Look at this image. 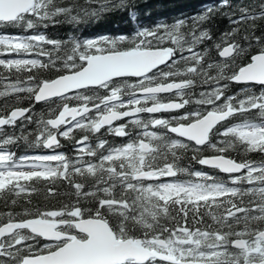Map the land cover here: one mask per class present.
I'll return each instance as SVG.
<instances>
[{"label":"snow or ice","instance_id":"snow-or-ice-1","mask_svg":"<svg viewBox=\"0 0 264 264\" xmlns=\"http://www.w3.org/2000/svg\"><path fill=\"white\" fill-rule=\"evenodd\" d=\"M221 7L185 33L136 0H0V264H264V4ZM115 12L134 31L46 34Z\"/></svg>","mask_w":264,"mask_h":264},{"label":"trees","instance_id":"trees-1","mask_svg":"<svg viewBox=\"0 0 264 264\" xmlns=\"http://www.w3.org/2000/svg\"><path fill=\"white\" fill-rule=\"evenodd\" d=\"M80 3H83V0H79ZM221 0H136L137 10H138V22L144 26L152 27L160 21H165L169 24L174 23L177 19H185L187 25L184 31H187L192 26V17H195L197 14L202 13L207 7H217L220 5ZM231 8L221 7V12H236L238 15L239 8L248 7L251 10L259 12V6L264 4V0H230ZM258 27H264V21H257ZM204 27L208 28L213 36V39L218 41V38L222 37L225 32H227L231 27H233L227 16L216 14ZM135 25L127 18L126 14L123 12H115L108 15H103L97 20H90L79 25L78 31L75 25L68 23H58L50 26L46 30V34L51 38L64 39L69 34L75 32V34L84 37H94L97 34H119V32H131L134 31ZM5 31L15 32L16 29H5ZM43 31V30H42ZM243 27L237 35V39H240L245 35ZM185 38H188L187 36ZM214 56L215 53L213 52ZM9 80H4L0 82V91H5V86L9 83ZM238 85H233L229 92H234ZM239 88V87H238ZM12 103L15 100V95L9 93L7 97H0V104H3L5 101ZM55 106L54 104L52 105ZM35 116L37 113L42 112L48 106L44 104L37 103L34 105ZM19 134V133H18ZM64 143V141H62ZM67 152L71 153V144H65ZM69 150V151H68ZM180 154V153H178ZM190 155V154H189ZM240 155H245L249 159L259 160L261 157L255 153H240ZM190 161H185L188 163ZM195 168H200L199 165H194ZM211 172H215L211 171ZM67 188H61V196L45 201L42 196H36L33 194L31 196L32 204L37 207H46L49 204H55L57 200H65L63 193L67 192ZM11 209H5L0 206V211H8ZM19 210V209H17Z\"/></svg>","mask_w":264,"mask_h":264}]
</instances>
